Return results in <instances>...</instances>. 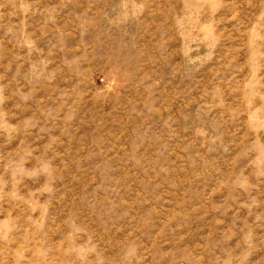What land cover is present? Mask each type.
I'll list each match as a JSON object with an SVG mask.
<instances>
[{"label":"rangeland","instance_id":"obj_1","mask_svg":"<svg viewBox=\"0 0 264 264\" xmlns=\"http://www.w3.org/2000/svg\"><path fill=\"white\" fill-rule=\"evenodd\" d=\"M0 264H264V0H0Z\"/></svg>","mask_w":264,"mask_h":264}]
</instances>
